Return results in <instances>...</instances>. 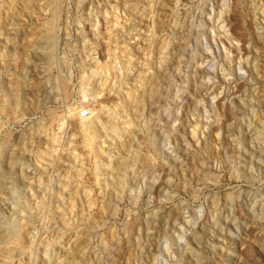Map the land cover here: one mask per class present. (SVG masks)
Wrapping results in <instances>:
<instances>
[{"label":"rangeland","instance_id":"rangeland-1","mask_svg":"<svg viewBox=\"0 0 264 264\" xmlns=\"http://www.w3.org/2000/svg\"><path fill=\"white\" fill-rule=\"evenodd\" d=\"M0 264H264V0H0Z\"/></svg>","mask_w":264,"mask_h":264},{"label":"built area","instance_id":"built-area-1","mask_svg":"<svg viewBox=\"0 0 264 264\" xmlns=\"http://www.w3.org/2000/svg\"><path fill=\"white\" fill-rule=\"evenodd\" d=\"M88 116V111L87 110H83L79 113V117L81 119H85Z\"/></svg>","mask_w":264,"mask_h":264}]
</instances>
